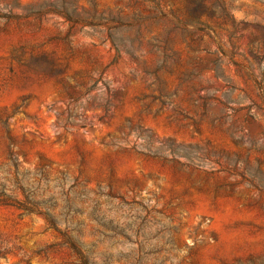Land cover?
<instances>
[{
    "label": "rangeland",
    "instance_id": "obj_1",
    "mask_svg": "<svg viewBox=\"0 0 264 264\" xmlns=\"http://www.w3.org/2000/svg\"><path fill=\"white\" fill-rule=\"evenodd\" d=\"M2 194L0 264H264V0H0Z\"/></svg>",
    "mask_w": 264,
    "mask_h": 264
},
{
    "label": "trees",
    "instance_id": "obj_2",
    "mask_svg": "<svg viewBox=\"0 0 264 264\" xmlns=\"http://www.w3.org/2000/svg\"><path fill=\"white\" fill-rule=\"evenodd\" d=\"M0 202L3 203L4 205L16 206V207L22 209V205H20V204L14 205L15 203L13 201V198L10 195H8V194L0 195ZM53 228H56V227L53 226Z\"/></svg>",
    "mask_w": 264,
    "mask_h": 264
}]
</instances>
